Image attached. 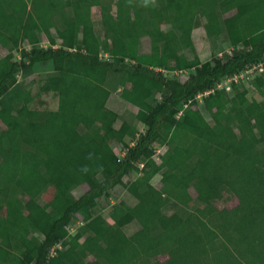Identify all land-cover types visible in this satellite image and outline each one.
I'll use <instances>...</instances> for the list:
<instances>
[{
	"label": "trees",
	"instance_id": "obj_1",
	"mask_svg": "<svg viewBox=\"0 0 264 264\" xmlns=\"http://www.w3.org/2000/svg\"><path fill=\"white\" fill-rule=\"evenodd\" d=\"M0 47V264H264V99L246 86L264 95V0H0ZM38 64L56 109L39 108ZM116 93L137 111L109 109ZM228 182L239 204L219 209ZM117 186L137 202L110 223Z\"/></svg>",
	"mask_w": 264,
	"mask_h": 264
},
{
	"label": "rangeland",
	"instance_id": "obj_2",
	"mask_svg": "<svg viewBox=\"0 0 264 264\" xmlns=\"http://www.w3.org/2000/svg\"><path fill=\"white\" fill-rule=\"evenodd\" d=\"M93 22L95 24L97 33L99 35H102V25H101V17L99 15V9L98 8H94L93 9ZM45 39L42 42V46L44 47H48V46H55V39L53 37V35L49 32L48 29H45ZM196 36L194 37V41H195V48H196V53L194 54L195 57L198 60H201L204 58V56L208 55L211 52V47H210V43L209 40L207 39V37L203 34V31L201 30H196ZM143 43V50L144 52H148L150 49V41L148 39H144L142 41ZM219 43H221V51H219L221 57H225L229 54H232V52L234 51L232 47H230V45L228 44L227 38L226 36L221 35L220 39H219ZM12 53H14L17 58L19 57V52H17L16 50L12 49L11 50ZM8 54V51H6L4 48L0 47V56H5ZM35 70V75H30V78L34 77V78H48L51 81V85H52V91L50 90L49 93H44L42 94L41 98L43 99L44 105L40 106L39 108H44L47 110H51V109H56L58 106V97L55 95L56 91L58 90V86H59V79L57 77V75H55V73L52 71V65L48 64V65H41L38 64L36 67H34ZM251 72V71H249ZM189 72L185 71L183 73H181V76H187ZM177 74L180 75V72H177ZM36 76V77H35ZM248 90H249V95L250 97H256L259 100H263L264 99V95L262 93L259 92V90L256 88L255 86V82H250L248 84H246ZM220 88H224L219 86ZM227 89V88H226ZM34 104V103H33ZM203 105H200V108H202ZM108 108L111 110H116L117 112L124 114L127 111H133L136 112L137 109L130 106V105H126V103L120 98L119 93H116L115 95L112 96V98L109 101L108 104ZM182 113H179L178 116H181ZM209 118V117H207ZM121 122H117L116 127L118 128L120 126ZM144 128H141L140 133H142L144 130ZM259 146H263L262 142H258ZM114 150L115 152L122 157L124 155V152L121 149V146L118 143H114ZM165 147L164 148H158L157 149V156L159 155V152H164ZM159 160V159H158ZM142 167V165H141ZM58 170L57 167H52L49 171L51 173H55ZM153 174V179H152V183L157 187L160 188L161 187V183H160V178L161 176L159 174ZM128 182L130 180L126 179ZM227 190H225L223 198L216 201L215 204L219 209H232L234 207H236L239 204V200L237 197V194L235 193V189H234V184L232 182H228L227 183ZM88 189V187L86 185L82 186L80 189L75 191V195L76 196H80L82 193H84L86 190ZM194 191H192V195L195 197ZM124 203V205H128V206H133L136 204L137 200L129 193V191L127 190L126 187L124 186H117L115 189H113L112 191H110L109 195L106 197H103L100 199V211L103 213V215L105 217H107V219L109 220L110 223H114V220L110 217V212H112L111 210H114L116 208V206H118L120 203ZM200 205V204H199ZM203 206V205H200ZM102 207V210H101ZM177 210V207H175L172 203H169L168 205H166V208H164V212L166 214H172L174 211ZM139 229V223L136 221L134 223H131L130 225H127L124 230L126 232L127 235L131 236L133 235V233H135L137 230ZM158 259H160L161 261H164L167 259V256H159Z\"/></svg>",
	"mask_w": 264,
	"mask_h": 264
},
{
	"label": "built area",
	"instance_id": "obj_3",
	"mask_svg": "<svg viewBox=\"0 0 264 264\" xmlns=\"http://www.w3.org/2000/svg\"><path fill=\"white\" fill-rule=\"evenodd\" d=\"M260 67H262V64H254L252 67H251V69H249L248 71H247V73L250 75V74H252V73H255V71L257 70V69H260L261 70V68ZM249 71H251V72H249ZM240 77H244V75H241ZM232 81V79H227V80H224L223 82H221L219 85H218V87L219 86H221V87H226L227 89H229L230 88V82Z\"/></svg>",
	"mask_w": 264,
	"mask_h": 264
}]
</instances>
